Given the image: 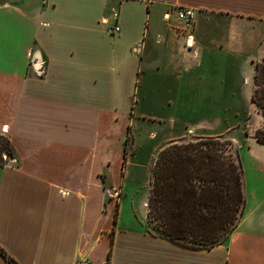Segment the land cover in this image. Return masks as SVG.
<instances>
[{"label":"crops","instance_id":"crops-1","mask_svg":"<svg viewBox=\"0 0 264 264\" xmlns=\"http://www.w3.org/2000/svg\"><path fill=\"white\" fill-rule=\"evenodd\" d=\"M263 57L264 0H0V247L17 264H264ZM192 108L225 126L213 136L232 140L245 193L228 240L201 249L113 198L134 121L167 125L161 151L189 135Z\"/></svg>","mask_w":264,"mask_h":264},{"label":"trees","instance_id":"trees-1","mask_svg":"<svg viewBox=\"0 0 264 264\" xmlns=\"http://www.w3.org/2000/svg\"><path fill=\"white\" fill-rule=\"evenodd\" d=\"M254 80L251 99L264 116V57L256 63ZM256 138L264 142V126L256 131ZM6 144L5 140L0 142L4 149ZM242 175L234 144L225 136L201 137L164 147L155 161L148 203V215L158 225L148 230L193 249L225 243L244 208ZM0 252L17 264L1 247Z\"/></svg>","mask_w":264,"mask_h":264},{"label":"rangeland","instance_id":"rangeland-1","mask_svg":"<svg viewBox=\"0 0 264 264\" xmlns=\"http://www.w3.org/2000/svg\"><path fill=\"white\" fill-rule=\"evenodd\" d=\"M250 71L251 68L247 64L248 75H250ZM248 86L250 88V84ZM263 87L264 85L261 86V88ZM144 108L149 109L147 106ZM194 109L195 108L185 110L186 112H191L189 117H193L195 122L191 124L192 126L194 125V127L192 130H188L189 135L183 139L184 141L200 139L204 136H213L215 130L225 127L217 126L215 129L212 128L214 127V109ZM220 111L224 117L225 125L227 121L225 119L230 117L232 111L227 108L217 110L218 113ZM166 128V124L159 125L152 121H148V123L134 121L129 129L127 139L126 159L128 161L123 166L124 169L120 171L121 173L118 175L117 184L113 189V198L118 200V206L120 204L122 205V216L127 220L130 214L134 212L137 218L143 220L142 224L146 229H157L156 225H158V222L153 221L154 218H150L148 215V203L153 187V169L155 161L161 146L168 142H161L162 133H166ZM154 129L162 132L159 134L158 138L151 140L150 134ZM224 136L226 137V135ZM132 201L134 206L131 207L130 203ZM123 217L122 219H124ZM130 224H132V221H130Z\"/></svg>","mask_w":264,"mask_h":264},{"label":"built area","instance_id":"built-area-1","mask_svg":"<svg viewBox=\"0 0 264 264\" xmlns=\"http://www.w3.org/2000/svg\"><path fill=\"white\" fill-rule=\"evenodd\" d=\"M178 15H179V17L181 19H184L186 21L187 25H189L193 21V18H194V10L192 8H188V7L181 8L179 10V12H178ZM119 29L120 28H119L118 25H115L114 27L109 28V30L111 32H117ZM186 45L189 48H193V46H194V36L192 34H190V35L187 36ZM42 64L43 63H40L39 66H38V72L40 74H42L44 72V67H43ZM3 158L4 159L9 158L8 157V154L7 153H4Z\"/></svg>","mask_w":264,"mask_h":264}]
</instances>
